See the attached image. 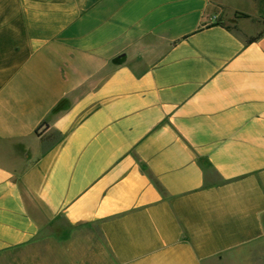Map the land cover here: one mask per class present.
<instances>
[{"label":"crops","instance_id":"obj_1","mask_svg":"<svg viewBox=\"0 0 264 264\" xmlns=\"http://www.w3.org/2000/svg\"><path fill=\"white\" fill-rule=\"evenodd\" d=\"M263 10L0 0V257L45 234L63 264L96 234L116 264H221L261 242ZM225 12L249 15L242 31Z\"/></svg>","mask_w":264,"mask_h":264},{"label":"rangeland","instance_id":"obj_2","mask_svg":"<svg viewBox=\"0 0 264 264\" xmlns=\"http://www.w3.org/2000/svg\"><path fill=\"white\" fill-rule=\"evenodd\" d=\"M243 15L233 12H225L222 21L228 27L242 31L239 18ZM256 20L262 22L259 28L264 29V10ZM47 234L41 236L36 244L10 250L0 257V264H63L64 253L62 245L56 244L46 238ZM83 244L80 250L75 249L73 264H116L110 256L102 239L96 234ZM78 248V245L75 246ZM72 256V255H71ZM221 264H264V239L252 246L241 250L239 256L229 258Z\"/></svg>","mask_w":264,"mask_h":264},{"label":"trees","instance_id":"obj_3","mask_svg":"<svg viewBox=\"0 0 264 264\" xmlns=\"http://www.w3.org/2000/svg\"><path fill=\"white\" fill-rule=\"evenodd\" d=\"M240 14H242L243 16H245V17H248L249 15L248 14H246V13H240ZM261 34H262V32L261 33H259L258 35H256V36H254V37H251V38H249L248 39V42H252V41H255L257 38H259L260 36H261Z\"/></svg>","mask_w":264,"mask_h":264}]
</instances>
